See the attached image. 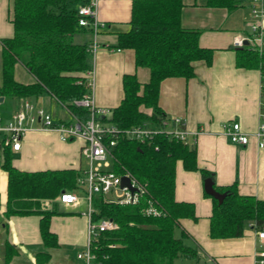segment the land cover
I'll use <instances>...</instances> for the list:
<instances>
[{
  "label": "trees",
  "instance_id": "obj_1",
  "mask_svg": "<svg viewBox=\"0 0 264 264\" xmlns=\"http://www.w3.org/2000/svg\"><path fill=\"white\" fill-rule=\"evenodd\" d=\"M68 0H14L12 21L15 33L2 40V84L0 96L27 98L42 93L52 94L73 115L86 121L90 111L74 103L90 92L85 73L90 69L88 46L73 42L77 30L76 10L67 8ZM208 5L236 7L237 0H208ZM183 0H134L131 27L118 33V48L135 51L136 66L150 69V79L142 84L136 74H125V96L110 115L99 116L121 129L145 122L157 127L166 114L159 106L160 84L167 77L195 75L193 61L212 63V48L201 47L198 28H185L181 23ZM22 63L35 77L31 83L16 79L15 68ZM239 66L259 67L264 75V53L249 47L237 49ZM2 167L9 175L7 209L3 217L19 214L41 215L40 229L47 247L58 246L57 234L51 231L50 218L56 211L44 208L46 200L57 199L64 190L78 187L80 172L74 169L21 171L12 164L10 147L5 146ZM112 169L129 173L144 189L136 203L121 204L94 199V220L114 219L119 227L101 232L92 239L91 249L97 264H173L178 257L195 258L197 248L175 235L182 218L196 219L195 205L175 198L176 163L183 161L188 170H199L203 180L211 172L200 168L195 143L159 132L141 142L121 135L112 149ZM214 187L224 198L214 197L210 234L214 238L237 237L246 225L254 222L264 227V200L241 195L236 184ZM1 207V203H0ZM152 207L157 212H149ZM17 249L5 242V263L13 264ZM50 255L39 252L37 264L49 262Z\"/></svg>",
  "mask_w": 264,
  "mask_h": 264
},
{
  "label": "crops",
  "instance_id": "obj_2",
  "mask_svg": "<svg viewBox=\"0 0 264 264\" xmlns=\"http://www.w3.org/2000/svg\"><path fill=\"white\" fill-rule=\"evenodd\" d=\"M87 2L68 0L66 5L77 11ZM133 3L134 0H97V17L105 25L97 32L78 25L72 36L74 43L85 44L88 48L97 41V51H88L91 66L85 76L90 82L89 93L95 104L110 111L125 96V74H136L142 84L151 75L149 68L136 66L133 49L117 47L118 33L128 31L131 27ZM183 3V27L201 30L199 44L214 49L213 60L211 64L204 59L193 61V77L172 76L161 81L158 102L167 117V125L163 129L183 127L187 130L188 140L196 144L198 166L211 172L217 186L236 184L241 195L264 200V146L259 147L254 137L248 145L235 143L224 127L239 122L243 132L254 134L261 121L262 69L239 66L237 49L244 47L233 46L237 36L251 33V6L246 0H237L236 7L231 9L210 6L208 0H183ZM13 13L14 0H0V53L2 40L15 33ZM249 48L261 54L259 50ZM16 67L24 69L26 78L29 75V82L23 83L35 80L22 63H17ZM17 70L15 68V77ZM3 97L0 101L3 122L12 120L15 112L25 110L26 100L33 103L35 109L43 108L49 112L58 122L69 123L77 119L50 93L16 98L17 103L10 113H7L8 109H3L6 107L3 102L11 97ZM177 118L181 119L183 125L176 124ZM29 125L30 128L21 138L20 149L9 146L12 164L17 169L27 172L74 169L81 173L79 176L88 169L89 159L82 153L85 144L83 138L65 141L59 131L43 128L38 118ZM4 149L5 146L0 145V213L6 211L8 202L9 175L2 167ZM77 184L78 187L71 190L79 196L77 203H63L60 196L43 203L44 208L56 211L50 218V228L57 234L58 246L45 245L40 229L41 215L12 214L3 217L7 226L0 222L4 256L2 264L5 263V242L17 249L12 258L13 264H37L39 252L50 255L49 262L44 264H86L85 260L78 257V253L89 242V203L85 197V187L79 185L78 180ZM205 193L201 172L186 169L179 159L176 163L175 198L177 201L193 203L197 218H182L175 235L180 237L182 232L186 234L184 241L197 248L200 264H257V252L264 249V239L259 238L252 226L254 222L248 223L240 236L212 237L210 224L213 199ZM173 264L199 263L195 258L178 257Z\"/></svg>",
  "mask_w": 264,
  "mask_h": 264
},
{
  "label": "built area",
  "instance_id": "obj_3",
  "mask_svg": "<svg viewBox=\"0 0 264 264\" xmlns=\"http://www.w3.org/2000/svg\"><path fill=\"white\" fill-rule=\"evenodd\" d=\"M251 6V33L248 35H239L233 41L234 47H251L259 50L261 54L264 53V0H246ZM78 25L80 27L92 28L96 32L105 24L100 22L97 17V0H88L87 3L82 4L77 9ZM98 43L95 40L88 48V51L96 52ZM89 75V74H88ZM262 99L260 102L261 121L258 130L254 134H249L242 131L239 122L226 124L225 131L231 140L235 143L248 145L252 137L257 139L258 146H264V84L262 86ZM75 104L83 106L90 111V118L86 121L76 119L74 122H58L53 116L43 108H36L34 104L26 100L24 102L25 110L15 112L12 115V120L3 122L0 117V145L11 146L14 149H20L21 138L26 132L33 120L38 118L42 127L46 129H53L60 132L61 138L69 141L74 138H83L85 144L82 148V153L89 159V167L79 176L78 183L85 187V197L89 203V242L87 247L78 253V257L85 260L86 264H97L96 255L92 252V239L101 232L107 230H115L119 224L112 218L104 217L100 220H94L93 214L96 211L94 207V199L101 197L105 201H113L121 204L136 203L145 189L129 174L120 175L116 173L112 167L110 169H103L104 164L112 163V149L116 146L121 135L127 138L135 139L141 142L153 137L159 132H165L176 136L188 143H194L188 140V132L183 127L174 130L163 129L167 125V119L163 120L160 127L154 124L145 122L141 125L133 126L127 129H121L112 122H103L99 116L110 115V110L103 107H98L95 104L91 93H87L81 99H76ZM35 111V113H34ZM177 125H183L181 119H175ZM98 162L95 165V162ZM122 176H128L131 185L135 187L132 190L129 186H121ZM113 193L115 198H107L108 194ZM60 200L66 204H75L79 201V196L74 191L65 190L60 195ZM149 212L156 213L157 211L152 207L148 208ZM257 230L259 238L264 239V227L257 228L256 224H252ZM3 242L0 239V264L4 261ZM257 264H264V249L257 252Z\"/></svg>",
  "mask_w": 264,
  "mask_h": 264
},
{
  "label": "rangeland",
  "instance_id": "obj_4",
  "mask_svg": "<svg viewBox=\"0 0 264 264\" xmlns=\"http://www.w3.org/2000/svg\"><path fill=\"white\" fill-rule=\"evenodd\" d=\"M18 69V67H16V70ZM24 69H21V67H19V69L16 71V78L22 82H29V75L28 78H26L23 75ZM3 76H2V57H1V53H0V83L2 82ZM17 103V99L16 98H8L7 101L3 102V105L6 106L3 109H8L7 113H10L14 108L15 105ZM6 118V117H5ZM7 119V118H6ZM84 164L87 165V161L84 160ZM98 162H95V165H97ZM110 167H112V163L109 164H104L103 165V169H110ZM98 198V197H96ZM107 198H115V195L113 193L108 194ZM0 231H1V226H0Z\"/></svg>",
  "mask_w": 264,
  "mask_h": 264
},
{
  "label": "water",
  "instance_id": "obj_5",
  "mask_svg": "<svg viewBox=\"0 0 264 264\" xmlns=\"http://www.w3.org/2000/svg\"><path fill=\"white\" fill-rule=\"evenodd\" d=\"M3 98H4L3 96L0 97V101H2ZM125 185L129 186L132 190L135 189V187L131 185V181L128 176H122L121 178V186H125ZM204 188L208 194L217 198H224L226 195L225 193H220L217 191V189L214 187V180L212 177H208L204 180Z\"/></svg>",
  "mask_w": 264,
  "mask_h": 264
}]
</instances>
